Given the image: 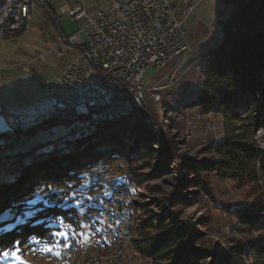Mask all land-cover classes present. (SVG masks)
<instances>
[{"label": "trees", "instance_id": "16d2710c", "mask_svg": "<svg viewBox=\"0 0 264 264\" xmlns=\"http://www.w3.org/2000/svg\"><path fill=\"white\" fill-rule=\"evenodd\" d=\"M227 3L235 9L224 24L222 42L206 67L205 84L198 105L203 109L210 107L221 114L225 121L226 141L218 149L219 176L234 180L245 177L256 184V167L259 166L264 174V151L257 150L253 141L254 121L259 118L258 114L264 115V0H227ZM240 106L246 113L244 117H239L233 110ZM115 121L101 123L90 132L70 140L72 146L69 152H60L65 146L41 152L44 159H37L31 165L28 163L27 168L21 169L20 174L10 180H0V259L4 253L21 250L22 246L45 247L46 253V249H51V253L55 254L63 239L61 232L68 234L74 229L78 233L81 223L89 222L92 213L87 206L89 198L103 197L105 192L91 186L79 171L88 163L110 155L120 158L117 154L105 157L95 152L98 146L110 145L113 153L129 151L139 160L156 159L148 176L138 174V169L132 168L129 161L125 173L128 182L140 184L149 178H161L171 172L169 165L171 168L176 165L184 174L181 188L195 189L187 192L200 189L209 195V189L203 185L200 176L214 171L211 160L181 162L170 154L166 146L159 143L158 148H153L159 140L147 130L143 129L135 135L137 124H141V121L134 115ZM27 130L30 131L24 132ZM21 131L24 133L19 139L29 136L32 129ZM11 138L0 133V146L9 145L8 142L13 141ZM37 150L40 149L20 156L14 153L15 156H6L1 161L6 162L9 157L12 161L24 156L36 157ZM252 191L254 193L255 189L252 188ZM25 198L32 199L25 201ZM180 199V196L170 197V204L174 205ZM166 212L153 216L146 214L144 230L154 229L156 235L136 242L135 256L155 263L207 264V259L214 257V253L193 248L187 241L185 226L171 224L170 214ZM238 220V234L247 238L255 229L259 245L253 246V250L252 246H249L250 250L245 249L242 240L232 238L217 258L218 264H264V201L261 195L255 194ZM193 237L196 238L197 234Z\"/></svg>", "mask_w": 264, "mask_h": 264}, {"label": "rangeland", "instance_id": "374dc122", "mask_svg": "<svg viewBox=\"0 0 264 264\" xmlns=\"http://www.w3.org/2000/svg\"><path fill=\"white\" fill-rule=\"evenodd\" d=\"M202 1L203 0H201V2ZM216 1L221 5L218 9L219 13L217 15L218 19L216 20V25L213 24V18L214 16L216 17L214 13H210L208 18H203L201 15L199 16L198 13L195 14L196 7L187 18L184 31L190 47L192 48V54L184 61L185 63H183L181 69L178 71V76L172 85L162 89V93L156 96V103L148 96L145 102L146 107L143 112L142 109L137 111L133 109V111H127L128 113H125L117 120L119 121L128 115H134L141 121V124H137L134 132L135 135L141 133L143 129L147 130L159 140L153 148H158L160 143L162 146H166L170 154H172L175 159L178 158L181 162H204L209 159L214 164L213 172L200 176L204 182L203 185L209 189V195L204 194L200 189H197L195 192H187L195 189L185 190L181 188L182 175L184 174H182L180 167L174 165L171 168L169 165L171 172L161 178H149L146 182H141L140 184L133 182H128V184L125 183V187L128 186V188L125 191L124 197H121L126 209L129 210V212L133 210L131 222L133 221L132 227L135 229L134 237L137 238L138 236L137 240L141 238V241H143L146 237L153 238L156 235L154 229L144 230L143 221L146 218V214L151 213L153 216L161 214L166 210V214H170L169 219L171 224L175 223V225L185 226L188 235L187 241L190 242L193 248L214 253V257H209V259H207V264L219 263L217 258L222 254L224 247L228 246L232 238L242 240L245 249L247 248L250 250L249 246H252L251 249L253 250V246L259 245L258 234L255 232V229L251 231L247 238L243 236L242 238L238 234V217L246 211L255 194L261 195L264 201V174L260 170L257 171V167L256 184H252L251 181L245 177L234 180L230 178L222 179L219 176L220 157L218 149L226 141L225 121L221 114L215 112V110L210 107L208 109H203L198 105L205 84L206 67L214 51L221 44L223 40L221 36L224 24L231 12L235 9L234 6L227 3V0ZM188 6H186L184 10H186ZM43 9V5L38 4L35 6L34 14L40 17V19L38 22L32 24L29 32L26 31L11 42L0 41V62L8 59L23 58L25 53L41 50L42 45L39 43V41L41 42L40 38H42L44 34H54L57 30V26H59L65 34H69L74 30L76 32L80 29V23L71 21L63 12H56L55 21L53 19L49 20L46 14H42ZM191 15H194L193 20L190 19ZM182 16L184 15L182 14ZM56 22L58 25H56ZM186 26L190 28L186 29ZM215 34H218L216 39H214ZM212 39L215 40L214 42L212 41L213 43L211 42ZM206 41H208L206 46L202 45V43ZM210 45L211 47L208 48ZM207 48L208 50L205 51ZM182 59V57L177 58L170 64L168 69L180 64ZM55 66H57V59L52 56L47 57L45 59V64L40 67L37 73L33 74L36 81H39V77L47 75L49 76L48 82H51ZM168 69L158 74V79H165L161 81V86H169L171 84L166 80V77H168ZM155 78L156 75L153 69H148L142 81L145 85H149ZM10 103L13 106V102ZM233 110L236 111L239 117H244V115H246L242 106ZM8 111H10V109H8ZM12 111H14L13 108ZM253 115H256V113H253ZM258 117L259 118L254 121V123L256 122V126L253 129L255 136L253 141L257 150L264 151V115L258 114ZM49 119V121L45 122L42 120H26L27 124L33 126L27 127L31 128L32 132H29V136H22L20 139H14L11 134L13 132L10 131L4 119L0 116V133H4L13 139L11 143L8 142L9 145L0 146V151L14 152L20 156L25 153H30L35 149H40L35 153L36 157L32 156L34 158L31 156H24L16 161H12L10 157L7 158L6 162L0 160V180H10L18 176L21 169L24 167L27 168L28 163L31 165L37 159H44L45 156L40 154L41 152L46 153L55 147L60 148L62 146L65 147L60 149L61 153L69 152L72 146L70 145L72 144L70 140L88 132L80 131L75 134L76 129L80 128L78 124L70 125L69 123L63 122L57 125L51 119L50 114ZM151 119H153V121ZM43 123L46 124H44V127H41ZM152 123H155L156 126L152 125ZM48 124L50 125L47 127ZM27 128H20L19 132ZM96 130L97 129H94V131ZM34 131L35 133L33 134ZM29 137L33 139L31 143L26 140ZM110 147V145L98 146L97 148L95 147V152H100L104 154L105 157L109 154H117L120 157L119 159L113 158L114 156L110 155L93 162L109 164L110 170L114 172H118L120 169L119 165H124V171L126 173L128 162L130 161L132 163L131 167L138 169V174L148 176L151 173L150 171H152L156 159L139 160L137 156L129 151L121 150V153H113ZM107 150H111V152ZM30 157L32 159H30ZM1 158L2 154H0V159ZM25 160H28V162ZM64 164H62V166H64ZM120 185L122 186L123 184L118 183V186ZM252 188L255 189L254 193ZM174 196H180L181 199L174 202V205H171L169 199ZM31 199L32 198H25L24 200L29 201ZM260 221L259 219L258 224ZM81 224L82 227L78 233H75L76 231L74 229H72L70 233L74 236L75 234L80 235L79 239L81 241L88 240L93 225L90 222H82ZM192 229H194V232ZM194 234H197L196 238L193 237ZM67 235L66 232L60 233V237L62 238ZM134 250L135 246L133 251L130 250L129 252V255L132 256L129 264H165V262L159 261L155 263L149 259L139 258L135 256ZM44 252L45 247L37 249V247L22 246L21 250L14 249L8 253H4L0 259V264H48V256L52 250L47 253Z\"/></svg>", "mask_w": 264, "mask_h": 264}, {"label": "built area", "instance_id": "2783aa9c", "mask_svg": "<svg viewBox=\"0 0 264 264\" xmlns=\"http://www.w3.org/2000/svg\"><path fill=\"white\" fill-rule=\"evenodd\" d=\"M171 1L184 0H114L106 11H99L89 15L85 3L80 0L78 6L67 12V16L80 23V29L68 36H60L55 49L63 51H78L72 60L58 75L54 82L45 85L53 102V114H63L74 111V104H82L87 99L116 94L122 96L134 94L142 106L146 107L149 96L156 103V96L162 89L170 87L178 76L179 67L168 69V62L172 58H179L180 51L189 44L184 25L196 5H189L182 12L183 19L178 20ZM46 0H0V41H8L17 33L28 29L33 18L35 5H45ZM39 55L33 61L43 59ZM5 67L0 62V116L9 129L20 126V118L7 114L4 101V87L1 80V70ZM148 69H153L156 78L145 85L142 81ZM168 69L169 86H161L158 70ZM121 112V108H120ZM113 113L103 112L99 117H109ZM153 121V119H151ZM93 121H96L94 119ZM155 124V123H154ZM156 126V124H155ZM84 128H77L76 133ZM118 172L110 170L109 164L102 163L99 168L100 177H111L112 184L126 183L124 165H119ZM91 178L86 180H97ZM105 192L103 197L89 198L87 206L93 211V203H105L106 210L111 213L110 225H102L101 221H94L89 239L84 249H93V259L89 264H129L132 256L118 254V260L108 263H98L101 250L116 249L112 247V239L123 237L125 219L124 204L117 195V200H110L111 185L101 186ZM97 192V189L96 191ZM75 246V245H74ZM73 246V249H74ZM125 246V244H120ZM65 250V244L60 243ZM48 264H65L62 256H48Z\"/></svg>", "mask_w": 264, "mask_h": 264}, {"label": "crops", "instance_id": "0c3cea01", "mask_svg": "<svg viewBox=\"0 0 264 264\" xmlns=\"http://www.w3.org/2000/svg\"><path fill=\"white\" fill-rule=\"evenodd\" d=\"M83 1L85 3L87 13L89 15H94L99 11L108 10L112 6L114 0ZM79 2L80 0H46L45 5H43L44 9L42 14H46L49 20L53 19L56 21V12H63L67 15V12L76 8ZM171 4L178 20L182 19V12L185 7L189 4H194L196 5L195 14L198 13V15H201L203 18H208L210 13H214L216 17L214 16L213 18V24L215 25L217 23L216 20L218 19V9L221 7L220 3H218L216 0H203L202 2L201 0L171 1ZM34 8L32 22L28 29L23 31L22 34L26 31L29 32L32 24L38 22L40 19V17L34 14ZM190 19L193 20L194 15H191ZM56 25H58L57 22ZM187 28L190 27L186 26V29ZM74 32L75 30L71 31L69 34H65L62 29L57 26V30L54 32V34H44V36L40 38L41 42L39 41V43L42 45L41 50L25 53L23 58L1 61V63L5 65V67L1 70V80L4 87L5 109L7 113L17 115L21 118L20 126L22 128L33 127L27 124L26 120L44 121L49 118V113L52 110V101L48 91L45 89V85L53 83L55 78L60 75L64 68L78 55V51L76 49H72L71 51H63L61 49H55V47L57 45L58 38L61 35L68 36ZM16 37L18 36L15 35L8 41L11 42ZM217 37L218 34H215L214 39ZM214 39H212L211 42H214ZM207 42L208 41L203 42L202 45L206 46ZM211 45L208 46V48L211 47ZM208 48L205 49V51H207ZM39 55H44L43 59L39 61H33ZM49 56L57 59V66H55L53 78L51 82H48L49 76H41L37 82L33 74L38 72L40 67L45 64V59ZM10 102H13V106ZM12 108L14 111H12ZM8 109H10L11 112L8 111ZM0 154H2V158L0 160H3L6 156L8 157L14 155V152L0 151Z\"/></svg>", "mask_w": 264, "mask_h": 264}, {"label": "bare ground", "instance_id": "6f19581e", "mask_svg": "<svg viewBox=\"0 0 264 264\" xmlns=\"http://www.w3.org/2000/svg\"><path fill=\"white\" fill-rule=\"evenodd\" d=\"M191 54H192V48L190 47V45H188L186 49L180 51L179 58L182 57L183 58L182 62H184ZM176 59L177 58H172L171 62H168V67H170V64L174 62ZM179 65L180 64H177L173 66L171 69H175V67H179ZM165 70L166 69H159L158 74H161ZM120 108H121V112H120ZM133 109H140V110L142 109V106L139 104V100L134 94H126L122 96H117L116 94H109L108 96L96 97V99H87L86 102L82 104H74V111H65V115L53 114L50 117L57 125H60L59 123H63V122L69 123L70 125L78 124L80 128H84L82 130L83 132L85 131L89 132L93 127L101 123L120 119L121 116H123L125 113H128ZM103 112L113 113V114L109 117L97 118V114H101ZM94 119H96V121H93ZM152 125L155 126L154 123H152ZM19 128L20 126L10 129V131L13 132L12 134L14 139H19V136H21L22 133L30 131L27 130L20 133ZM26 140L29 143L33 141V139L30 137ZM100 165H101L100 163H96V162L91 163L86 167H84L83 169H81L79 173L81 175H84L86 179L99 178V171H92V170L99 168ZM257 171H259V166H257ZM88 181L91 186H94L98 189L100 188V185L101 186L111 185L110 200H117V195H120V199L124 204L122 198L124 197L125 191L128 188V186L125 187V183H122L124 186L123 185L118 186V183L112 184L111 177H100L99 181L97 180H88ZM93 211L94 212L90 214L88 220L91 224H94V221L99 220L101 221L102 225H110L111 213L109 212V210H106L105 203L94 202ZM124 212H125V219L127 220L128 224H124L123 237L112 239V247H118V252L116 251V249L101 250L98 256V263H108L118 260V254H126V250L127 253L129 254L130 250L133 251L136 242L142 240L141 238L137 240L138 236L137 238L134 237L135 229H133L132 227L133 221L131 222V218L133 217V210L129 212V210L126 209L124 204ZM85 241L86 240L81 241L79 238H76V236L72 235L71 233H68L67 236L63 237L60 243H64L65 250L71 251V254L64 253V248L60 247L59 244L54 255L62 256V260L65 264H89L88 262L91 259H93V249H84V246L86 245ZM120 244H125V246H120Z\"/></svg>", "mask_w": 264, "mask_h": 264}, {"label": "water", "instance_id": "95a60500", "mask_svg": "<svg viewBox=\"0 0 264 264\" xmlns=\"http://www.w3.org/2000/svg\"><path fill=\"white\" fill-rule=\"evenodd\" d=\"M52 101V100H51ZM52 109H53V102H52ZM52 111V110H51ZM7 112V111H6ZM51 113V112H50ZM49 113V114H50ZM7 114H9V113H7ZM11 115H13V114H11ZM17 116V115H16ZM19 117V116H18ZM20 118V117H19ZM20 121H21V118H20ZM21 127V126H20ZM22 128V127H21ZM27 128V127H26Z\"/></svg>", "mask_w": 264, "mask_h": 264}, {"label": "snow or ice", "instance_id": "6c2138e0", "mask_svg": "<svg viewBox=\"0 0 264 264\" xmlns=\"http://www.w3.org/2000/svg\"><path fill=\"white\" fill-rule=\"evenodd\" d=\"M62 235V234H61ZM47 251H51V249H46Z\"/></svg>", "mask_w": 264, "mask_h": 264}]
</instances>
